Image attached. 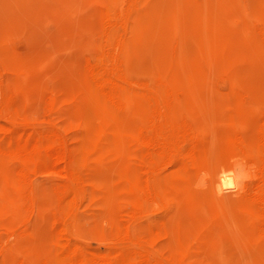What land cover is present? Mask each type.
Listing matches in <instances>:
<instances>
[{
  "label": "rangeland",
  "instance_id": "rangeland-1",
  "mask_svg": "<svg viewBox=\"0 0 264 264\" xmlns=\"http://www.w3.org/2000/svg\"><path fill=\"white\" fill-rule=\"evenodd\" d=\"M258 137L264 0H0V264H264L256 206L214 188Z\"/></svg>",
  "mask_w": 264,
  "mask_h": 264
},
{
  "label": "bare ground",
  "instance_id": "bare-ground-1",
  "mask_svg": "<svg viewBox=\"0 0 264 264\" xmlns=\"http://www.w3.org/2000/svg\"><path fill=\"white\" fill-rule=\"evenodd\" d=\"M178 18V17H177ZM178 23V22H177ZM107 35V34H106ZM118 43V42H117ZM85 67V66H84ZM90 71V70H89ZM88 82L91 84L92 89L95 91V93L99 96V98L102 101V105H103V110L105 111L104 114L102 115L101 113H99V116L101 114V118L98 119V121L100 123H107L108 121H110L112 119V117L114 116L115 112L118 109V104L116 101V98L114 96L113 93H107L105 91L102 90L101 85L98 84L96 82V80L94 79L93 75H89L87 77ZM104 80V79H103ZM96 96V95H95ZM100 101V100H99ZM82 104V103H81ZM98 105V103H97ZM100 105V104H99ZM96 107V105H95ZM74 109V108H72ZM99 110L100 107L98 108ZM79 110V109H78ZM96 111V110H95ZM94 112V111H92ZM76 113V112H75ZM74 115V114H73ZM94 115H96L94 113ZM93 116V115H92ZM97 116V115H96ZM95 116V119L97 118ZM92 119V118H90ZM94 119V117H93ZM92 119V120H93ZM95 122V120H93ZM97 121V122H98ZM93 122V125H94ZM91 125V124H90ZM92 125V126H93ZM101 125V124H100ZM260 125V124H259ZM158 126V125H157ZM90 126H88L87 129H89ZM105 127V126H104ZM85 129V130H87ZM94 129V128H93ZM151 129V128H150ZM91 130V128L89 129ZM92 131V130H91ZM89 133V131H87ZM93 133V132H90ZM134 138L137 140V142L139 143V145L141 146V155L142 157L145 158V160H149V158H151V155H155V156H160V157H164V153L162 151H159V149L156 147V149H152L151 147L153 146L151 141H148L146 139H144L141 134L139 132H136L134 135ZM257 142H259L263 147H264V140L259 138L256 140ZM193 144V143H192ZM256 144V143H255ZM254 144V145H255ZM189 152L184 156V159L187 161V164H192L194 162V160L196 159V152L190 151V149H188ZM242 153H243V159L246 160L248 165H254L255 166V171L253 174V179L250 181H247L244 184V189L241 192L247 200H249L250 202H252L255 206H256V215L258 217H260L261 219V226L258 228L259 231V235L260 237L264 240V160L262 159V156L260 154H258L255 150H254V146L251 145L248 148H243L241 149ZM22 156V155H21ZM27 157V156H26ZM22 158V157H21ZM143 161V160H142ZM165 164V163H164ZM184 169V167H183ZM49 171V170H48ZM57 174V173H56ZM65 177V176H64ZM145 182V181H144ZM55 186V184H54ZM146 188V187H145ZM147 189V188H146ZM148 193V192H147ZM241 195V194H240ZM144 199V198H143ZM151 201V200H150ZM146 203V202H145ZM147 204V203H146ZM79 210V209H78ZM124 212V211H123ZM138 212V211H137ZM136 212V213H137ZM132 213V212H131ZM140 213V212H139ZM146 214V213H144ZM133 215V214H132ZM133 217V216H132ZM157 221V220H156ZM123 227V226H122ZM163 227V226H162ZM238 227V226H237ZM126 227H124L125 229ZM245 228V227H244ZM127 231V230H126ZM146 233V232H145ZM244 233V232H243ZM124 235V234H123ZM258 235V236H259ZM142 239V238H141ZM14 244V243H13ZM113 253V252H112ZM64 260V259H63ZM62 260V261H63ZM23 263V262H22ZM64 263V262H63ZM43 264H53L50 262H44ZM69 264H82V263H69ZM89 264H130V262L128 261H117V262H111L109 260H103V261H97V260H90Z\"/></svg>",
  "mask_w": 264,
  "mask_h": 264
},
{
  "label": "clouds",
  "instance_id": "clouds-1",
  "mask_svg": "<svg viewBox=\"0 0 264 264\" xmlns=\"http://www.w3.org/2000/svg\"><path fill=\"white\" fill-rule=\"evenodd\" d=\"M232 167L225 168L221 166L214 185L217 197H222L226 194H232L237 197L244 189V184L252 179L255 166L248 165L246 160L241 157H233L230 161ZM211 179L210 173L202 171L194 185L198 190H205L208 188V181ZM222 260V256H218Z\"/></svg>",
  "mask_w": 264,
  "mask_h": 264
}]
</instances>
